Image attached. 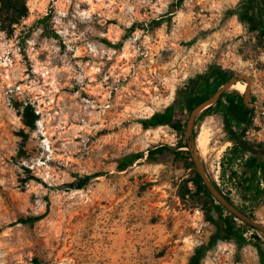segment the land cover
<instances>
[{"label":"rangeland","instance_id":"1","mask_svg":"<svg viewBox=\"0 0 264 264\" xmlns=\"http://www.w3.org/2000/svg\"><path fill=\"white\" fill-rule=\"evenodd\" d=\"M256 4L26 0L28 17L12 34L0 24V264H190L218 236L200 264H261L254 230L227 223L212 196L186 194L194 191L186 160H146L150 149L186 139L191 114L183 133L139 123L176 102L196 108L232 77H249V103L263 109H252L250 125L232 86L193 131L195 140L209 132L199 157L211 182L244 205L231 172L244 178L254 162L264 167V10ZM28 106L34 128L23 122ZM92 174L102 176L82 190L59 188ZM247 211L264 224V196Z\"/></svg>","mask_w":264,"mask_h":264},{"label":"trees","instance_id":"2","mask_svg":"<svg viewBox=\"0 0 264 264\" xmlns=\"http://www.w3.org/2000/svg\"><path fill=\"white\" fill-rule=\"evenodd\" d=\"M173 12L174 11H172L171 13ZM28 14H29V10L26 5V0H0L1 29L5 31L7 34H12L15 29L14 27L18 25L23 19L27 18ZM135 28L136 26H133L131 31H133ZM262 37H264V31L262 32ZM219 75L225 81L228 80L229 77H231V74L226 73V72H219ZM224 94L222 95V97L224 96ZM222 97L220 99H222ZM212 107L213 106H211L209 109H211ZM194 108H195V105L193 103L188 106H184L182 102H176L166 107L163 111L156 112L151 117L140 120L139 123L142 126V128L146 131L153 130V129H159L161 127H169L178 133H183L185 130L186 123L188 121L187 118L189 117L191 112L194 110ZM250 112L251 114L249 115V120H248L247 125H250L252 123L251 117H252V113L254 112V110H250ZM36 119H37V116L34 114L31 106L26 107L24 114H23L24 124L28 127L34 128ZM242 135H244V132ZM244 147L241 145V148H235L233 150L237 157L240 154H244V151H246L247 149ZM186 148H188V144H187V140L184 138L182 142L179 143V146L177 148H173L171 146H161V147L150 149L148 151L146 160L148 162L159 163L161 161V158L165 155H172L174 156L176 160H181V159L186 160L189 163L190 168L192 169L193 176L190 179L186 180L185 184L186 186H188V184L191 183L194 186V191H190L187 187L186 194H192L194 196H202V195L211 196L208 189L204 185L201 176L197 172L191 156L189 155L187 151L182 150ZM185 155H188V156H185ZM142 158H144L143 153L131 154L127 156L119 165L120 171L128 170L130 167H132L136 162H138ZM260 171L262 173V178L264 179V167H262L260 163L254 162L252 164L250 173L247 177L242 178L237 174L236 171L231 172L230 179L231 181L235 183L236 189L239 191L240 197L242 201L244 202V205H242L241 207L238 205H235L229 198L225 197L237 209L247 214L252 219H254V216L251 213H248L247 210L250 207H255L258 204V202L262 199V197L264 196V187L261 186L262 184L258 176ZM100 176H102V174H92V175H87L83 177L76 176L75 181L67 184V186L62 185L59 188L62 189L65 187H69L70 189H74V190H82L93 179L100 177ZM217 209L219 211H221V209H224L230 214V212L226 210L220 204L217 205ZM206 210L211 211V209L209 208ZM230 217L232 221L229 218L230 221L228 222L226 220L227 223L240 221L232 214H230ZM41 219H42V216L30 217V218L21 220V223L33 225L35 222H38ZM210 219L212 218L210 217ZM213 222L216 224V226L218 225L217 222L215 221ZM244 225L247 228L255 231V234L253 236V238L257 241L255 242V247L257 248L258 253H259L260 263L264 264V249L260 245V242H264V234L261 231L245 223ZM218 237H215L214 239H212L208 245L199 246L195 250L193 257L191 258L190 264H200L206 252L210 249V247H212L215 244L216 239ZM237 243H239L240 246L246 243L243 232L238 236Z\"/></svg>","mask_w":264,"mask_h":264},{"label":"water","instance_id":"3","mask_svg":"<svg viewBox=\"0 0 264 264\" xmlns=\"http://www.w3.org/2000/svg\"><path fill=\"white\" fill-rule=\"evenodd\" d=\"M239 80H245L249 84L247 86V90L244 93L243 101L247 108L254 109L257 108L258 110L262 111L263 109L259 108L258 104H250V83L251 79L247 76L239 75L236 77H232L228 82H226L220 90H218L210 99L202 102L200 105H198L194 110L192 111L187 128H186V139L188 148L187 151L190 152L191 158L194 162L195 168L199 175L201 176L204 185L208 189L209 193L211 194L212 198L215 199L220 205H222L226 210L230 212V214L234 215L238 220L241 222L261 231L264 234V224L262 222H259L255 219H252L247 214L241 212L239 209H237L231 202H229L225 196H223L218 189L215 187V185L211 182L209 179L207 172L204 169L203 163L199 157V153L197 151L196 147V140L193 137V131L195 127V123L199 115L207 108L214 105L216 102H218L221 98V96L229 91L231 87L236 84ZM214 219L217 223L220 222V216L219 213L215 210H212Z\"/></svg>","mask_w":264,"mask_h":264},{"label":"bare ground","instance_id":"4","mask_svg":"<svg viewBox=\"0 0 264 264\" xmlns=\"http://www.w3.org/2000/svg\"><path fill=\"white\" fill-rule=\"evenodd\" d=\"M232 89L239 91L240 93L244 94L247 90L246 82L238 81L236 84L233 85ZM209 143H210V135L206 129H202L200 134L196 138V147L197 151L201 155V157L206 156L209 150ZM228 145H226L227 147Z\"/></svg>","mask_w":264,"mask_h":264},{"label":"flooded vegetation","instance_id":"5","mask_svg":"<svg viewBox=\"0 0 264 264\" xmlns=\"http://www.w3.org/2000/svg\"><path fill=\"white\" fill-rule=\"evenodd\" d=\"M251 2H256V6L258 7V9H260V11H263L264 10V0H250ZM259 12L256 14V20H259ZM222 97V96H221ZM249 109V108H248ZM261 172H259L260 174ZM258 174V175H259Z\"/></svg>","mask_w":264,"mask_h":264}]
</instances>
